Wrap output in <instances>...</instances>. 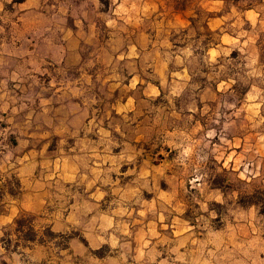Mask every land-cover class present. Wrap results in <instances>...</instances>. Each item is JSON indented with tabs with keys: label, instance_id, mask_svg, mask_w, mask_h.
<instances>
[{
	"label": "rangeland",
	"instance_id": "1",
	"mask_svg": "<svg viewBox=\"0 0 264 264\" xmlns=\"http://www.w3.org/2000/svg\"><path fill=\"white\" fill-rule=\"evenodd\" d=\"M99 2L106 9L111 0ZM254 30L262 35L256 44L246 39L213 62L204 57V42L188 59V89L179 94L172 85L143 121L113 117L102 125L110 132L87 151H113L116 165L104 168L96 182L100 202L87 203L85 211L94 213L87 224L100 226L94 235L107 242L78 231L56 233L20 215L0 237V264L22 258L29 264H264V23ZM111 32L101 26L100 39L84 45L85 67L94 69L97 57L126 47ZM115 68L122 71L124 63ZM47 95L0 91V164L18 151V123L36 108V97ZM13 170H0V212L19 192ZM92 184L80 187L88 195L96 190Z\"/></svg>",
	"mask_w": 264,
	"mask_h": 264
},
{
	"label": "crops",
	"instance_id": "2",
	"mask_svg": "<svg viewBox=\"0 0 264 264\" xmlns=\"http://www.w3.org/2000/svg\"><path fill=\"white\" fill-rule=\"evenodd\" d=\"M99 1L0 0V91L51 92L36 97V108L17 125L18 151L0 164L1 171L14 169L19 188L0 212V237L20 215H30L53 232L78 231L100 242L102 235H94L100 226L87 224L94 213L85 207L101 195L96 182L104 168L116 165L113 151H87L94 138L110 132L102 125L113 117L143 121L152 101L174 84L184 93L192 81L188 59L204 42V57L213 62L262 36L254 29L264 23V4L111 0L104 9ZM101 26L121 34L126 47L97 57L90 69L84 45L100 39ZM121 61L122 71L115 68ZM89 180L96 190L87 195L81 187Z\"/></svg>",
	"mask_w": 264,
	"mask_h": 264
},
{
	"label": "trees",
	"instance_id": "3",
	"mask_svg": "<svg viewBox=\"0 0 264 264\" xmlns=\"http://www.w3.org/2000/svg\"><path fill=\"white\" fill-rule=\"evenodd\" d=\"M20 1H22V0H14V2H20Z\"/></svg>",
	"mask_w": 264,
	"mask_h": 264
}]
</instances>
